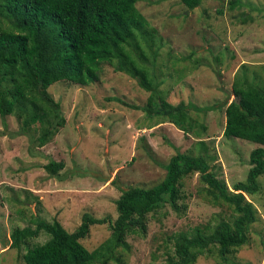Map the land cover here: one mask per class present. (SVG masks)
<instances>
[{"label":"rangeland","instance_id":"374dc122","mask_svg":"<svg viewBox=\"0 0 264 264\" xmlns=\"http://www.w3.org/2000/svg\"><path fill=\"white\" fill-rule=\"evenodd\" d=\"M238 1L202 0L193 9L180 0L135 3L144 23L133 42L146 53L143 63L161 95L172 104L213 109H190L176 120L132 107L144 106L148 92L117 70L114 58L100 64L95 82L48 87L59 114L42 129L48 132L38 123L25 128L15 113H0V264H25L22 253L49 239L40 231L21 247L11 246L12 229L34 227L35 218L57 220L67 231L76 229L84 213L113 221L117 186L161 182L165 164L177 152L202 156L229 191L245 180L248 155L257 144L226 137L224 106L217 105L236 100L251 113L264 110V0ZM52 160L63 163L56 175L44 168ZM257 183V191L246 196L257 218L248 227V241L226 260L213 248L197 255L194 264H264V173ZM179 188L178 210L165 204L148 213L145 231L128 234V248L117 247L104 264H168L176 234L233 216L226 203L210 201L199 171L184 176ZM110 233L108 222L94 224L79 240L92 251Z\"/></svg>","mask_w":264,"mask_h":264},{"label":"trees","instance_id":"16d2710c","mask_svg":"<svg viewBox=\"0 0 264 264\" xmlns=\"http://www.w3.org/2000/svg\"><path fill=\"white\" fill-rule=\"evenodd\" d=\"M136 1L0 0V113H15L25 128L38 123L42 132H48L42 129L50 117L53 113L55 118L59 116L58 103L48 95V87L59 81L81 85L95 82L99 79L100 64L112 63L114 58L118 60L116 69L136 78L138 85L148 92L144 106L132 107L176 120L180 116L185 118L190 109H213L215 105L200 108L192 102L172 104L161 95L154 75L143 63L146 53L139 43L133 42L136 31L144 23L135 7ZM180 1L187 9H193L202 0ZM221 105L225 112L223 134L257 144L248 155L250 167L245 180L234 183L233 191L228 190L224 180L208 171L202 156L177 152L165 164L166 173L161 182L148 188L117 186L121 194L115 200L117 216L113 221L108 216L98 218L84 213L76 229L67 231L57 220L48 222L38 217L33 219L34 227L12 229L11 246L19 248L44 231L49 239L22 253L25 264H95L96 261L104 264L113 258L117 247L128 248L125 239L128 234L145 231L148 213L165 204L178 210L181 179L199 171L208 185L210 201L226 203L233 216L214 226L194 227L189 234H176L173 257L168 264H194L197 255L213 248L226 260L227 254L248 241V227L257 219L246 196L257 191V179L264 173V110L251 113L236 100L223 101L217 106L221 108ZM62 167L63 163L55 160L44 165L52 175L58 174ZM107 222L111 228L109 237L89 251L79 239L88 234L90 225Z\"/></svg>","mask_w":264,"mask_h":264}]
</instances>
